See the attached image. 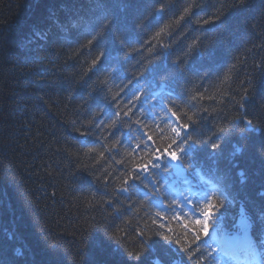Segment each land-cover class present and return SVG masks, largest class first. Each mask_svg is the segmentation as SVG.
Masks as SVG:
<instances>
[{
	"label": "trees",
	"instance_id": "obj_1",
	"mask_svg": "<svg viewBox=\"0 0 264 264\" xmlns=\"http://www.w3.org/2000/svg\"><path fill=\"white\" fill-rule=\"evenodd\" d=\"M89 8L87 0H0V264H114L117 247L122 264H149L141 240L157 255L160 245L180 249L191 241L172 212L164 224L158 209L137 194L150 191L135 178L152 158L143 144L164 149L174 138L138 111L150 82L153 90L163 84L181 98L175 107L164 100L174 121L192 131L187 117L196 120L205 141L198 145L201 161L213 141L219 144L217 167L237 201L220 208L227 222L243 206L259 225L264 0H128L111 34L91 44L69 23L89 15ZM109 50L119 63L108 59ZM137 82L144 91L130 98ZM154 104L148 105L153 114L163 115ZM243 118L259 132L242 137L237 121ZM236 147L241 151L233 154ZM125 187L127 193L119 191ZM112 234L116 240L108 239ZM129 252L138 258L128 259ZM179 255L188 261L182 250Z\"/></svg>",
	"mask_w": 264,
	"mask_h": 264
},
{
	"label": "snow or ice",
	"instance_id": "obj_2",
	"mask_svg": "<svg viewBox=\"0 0 264 264\" xmlns=\"http://www.w3.org/2000/svg\"><path fill=\"white\" fill-rule=\"evenodd\" d=\"M87 2L90 4V14L70 17L69 23L73 28L78 31L82 30V34L90 37L88 42L91 44L93 40L103 36L106 32L111 34V26L117 21V12H123L127 8L128 0H87ZM238 3L242 5L244 0H238ZM155 11L163 12L164 6L155 9ZM187 11L186 8L185 13ZM162 31L163 29H161ZM156 35L159 36L160 32H157ZM102 46L103 40L97 47L102 49ZM104 54L105 52L102 50L101 55ZM107 57L119 63V54L113 56L112 50L107 52ZM138 91H144L140 87V82H137L133 89L129 90L130 98L137 96ZM166 97L168 103L174 107L176 106L175 101L181 99L173 97L171 92H166L164 86H160L159 91L153 90L150 82L149 90L144 93V100L141 101L138 108L146 121H151L157 127L162 124L174 134V138L164 149L153 148L152 144L146 142L143 144L141 150L146 152L151 150L152 158L139 169L141 174L135 178L145 183L150 191L137 194L148 199L151 207L158 209L156 212L158 217H160L161 210L171 211L173 219L180 221L181 226L185 229L184 235L187 237L189 233L191 234V241L186 246L181 245L180 249L160 245L161 254L157 255L154 247L147 241L141 240L142 250L147 248L150 253L147 257L149 264H165V259L168 264H188V261H191L192 264H264V214L258 217L259 225H257V221L253 220L241 206L238 214L231 217V223L227 222L229 218L225 213L220 212V208L223 207L225 201L235 207L237 201L229 191L226 176L221 174L217 167L218 153L215 150L219 144L213 141L210 145L212 151L207 153L204 161H201L198 157L203 149L198 145L204 144L205 141L195 128L196 120L192 116L187 117L193 125L192 131H188L187 124H179L174 121L172 117L176 113L172 112L168 104L164 103ZM153 99L156 100V104L152 107H159L163 115H154L148 107L149 101ZM189 107L195 108L194 105H189ZM241 108L243 109V105ZM169 113L171 114L169 115ZM114 115L119 116V113ZM240 123L243 124L241 136L244 138L247 133L259 132V128L253 124L251 119L243 118L237 121L238 125ZM173 124L176 126H171ZM219 131L223 132L224 129L220 128ZM137 133L141 137L145 135L139 129H137ZM161 134H164L163 131ZM146 139L151 141L152 137L147 136ZM220 139L222 137H216L217 141ZM129 147H132L131 144ZM136 147L140 148V145L137 144ZM240 151L241 149L236 147L233 154ZM189 168L191 172H188ZM149 169L152 170L150 174ZM241 175L243 174L241 173ZM124 183L127 184L128 181L125 180ZM134 187L138 188V185ZM128 190L127 187L119 189L124 193H127ZM165 197L169 198V205H165ZM160 218L163 219V217ZM161 226L163 227V225ZM254 229H257L256 235H253ZM105 232L107 233V229ZM159 235L166 244L172 243L168 235L163 233ZM108 239L116 240L117 237L112 234L108 236ZM96 243L99 245L100 242ZM175 243L180 244V240L177 239ZM181 250L187 254L188 261L180 257ZM77 254L82 253L78 252ZM113 256L114 264H122L124 254L120 252L119 247L113 249ZM127 257L130 260L137 259L138 254L129 252ZM193 258L195 259L193 260Z\"/></svg>",
	"mask_w": 264,
	"mask_h": 264
},
{
	"label": "bare ground",
	"instance_id": "obj_3",
	"mask_svg": "<svg viewBox=\"0 0 264 264\" xmlns=\"http://www.w3.org/2000/svg\"><path fill=\"white\" fill-rule=\"evenodd\" d=\"M158 15H161V12H160V13H158Z\"/></svg>",
	"mask_w": 264,
	"mask_h": 264
}]
</instances>
